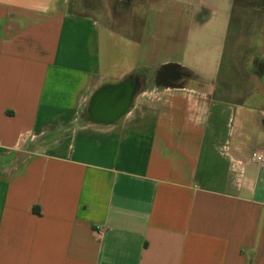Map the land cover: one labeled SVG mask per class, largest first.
<instances>
[{
  "label": "crops",
  "instance_id": "obj_1",
  "mask_svg": "<svg viewBox=\"0 0 264 264\" xmlns=\"http://www.w3.org/2000/svg\"><path fill=\"white\" fill-rule=\"evenodd\" d=\"M228 2L149 0L135 39L0 0V264H264V11L234 69ZM128 78L117 120L82 117Z\"/></svg>",
  "mask_w": 264,
  "mask_h": 264
},
{
  "label": "rangeland",
  "instance_id": "obj_2",
  "mask_svg": "<svg viewBox=\"0 0 264 264\" xmlns=\"http://www.w3.org/2000/svg\"><path fill=\"white\" fill-rule=\"evenodd\" d=\"M148 1L149 0H73V6L74 9L81 13L95 14L112 30L119 31L126 36L137 39L143 25ZM228 1L229 0H220L221 3H225V10L229 9ZM235 5L236 16L234 17V22L238 21L240 27L239 33H235V35L231 37L230 44L232 48V67L237 69L240 65L241 58L237 55L234 56V52L238 49H240L242 53L251 55L254 52V49L252 51L249 47L250 36L255 31L256 20L261 17L259 15L264 11V0H235ZM239 83L240 82H236V84ZM243 90L244 92L237 95L244 97L246 94L245 91H249L246 86L243 87ZM231 95L233 97V94ZM238 97L239 96H237V98Z\"/></svg>",
  "mask_w": 264,
  "mask_h": 264
},
{
  "label": "water",
  "instance_id": "obj_3",
  "mask_svg": "<svg viewBox=\"0 0 264 264\" xmlns=\"http://www.w3.org/2000/svg\"><path fill=\"white\" fill-rule=\"evenodd\" d=\"M137 88L138 82L133 78L101 87L91 99L90 120L102 124L117 120L126 111Z\"/></svg>",
  "mask_w": 264,
  "mask_h": 264
},
{
  "label": "trees",
  "instance_id": "obj_4",
  "mask_svg": "<svg viewBox=\"0 0 264 264\" xmlns=\"http://www.w3.org/2000/svg\"><path fill=\"white\" fill-rule=\"evenodd\" d=\"M129 79V78H128ZM127 80V79H126ZM125 81V80H124ZM99 90V89H98ZM97 90V91H98ZM96 93V92H95ZM94 93V94H95ZM93 97V96H92ZM92 99V98H91ZM90 103H91V101H90ZM89 106H90V104H89ZM89 106H88V108L86 109V111L82 114V117L84 118V119H86V120H88V121H91L90 120V118H89Z\"/></svg>",
  "mask_w": 264,
  "mask_h": 264
},
{
  "label": "built area",
  "instance_id": "obj_5",
  "mask_svg": "<svg viewBox=\"0 0 264 264\" xmlns=\"http://www.w3.org/2000/svg\"><path fill=\"white\" fill-rule=\"evenodd\" d=\"M254 156L256 157V159H257L258 161H263V157H262V155H260V154H254Z\"/></svg>",
  "mask_w": 264,
  "mask_h": 264
}]
</instances>
